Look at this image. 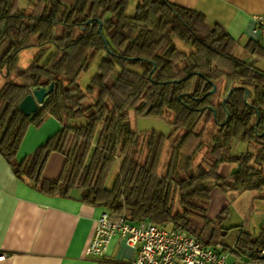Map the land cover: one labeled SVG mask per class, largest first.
<instances>
[{
	"label": "trees",
	"instance_id": "trees-1",
	"mask_svg": "<svg viewBox=\"0 0 264 264\" xmlns=\"http://www.w3.org/2000/svg\"><path fill=\"white\" fill-rule=\"evenodd\" d=\"M133 1L76 0L70 7L59 0H0V49L9 43L0 59L1 73L7 72L0 89V156L20 182L40 194L68 199L84 192L82 204L113 218L182 228L225 252L222 222L229 209L209 220L210 191L196 186L213 181L224 194L264 195V76L252 62L232 57L237 41L203 15L166 0H138L129 14ZM94 20L102 22L101 33L98 23L89 24ZM31 49L32 64L11 80L19 55ZM246 49L264 57L258 43L249 42ZM101 53L115 88L107 102L86 106L95 91L105 90L101 75L87 90L79 86ZM193 74L201 76L176 84ZM224 80L248 90L251 107L245 90H237L225 108L224 101L213 102L215 96L203 100ZM51 86L35 115L20 112L28 96ZM226 112L230 117L223 126ZM166 114L172 115L169 136L134 129V120ZM50 119L59 130L20 161L29 131ZM240 144L247 151L236 155ZM54 154L65 159L58 182L43 177ZM115 167L118 176L108 189ZM224 167L226 177L220 175ZM234 250L259 261L264 230L258 236L242 231Z\"/></svg>",
	"mask_w": 264,
	"mask_h": 264
},
{
	"label": "crops",
	"instance_id": "crops-1",
	"mask_svg": "<svg viewBox=\"0 0 264 264\" xmlns=\"http://www.w3.org/2000/svg\"><path fill=\"white\" fill-rule=\"evenodd\" d=\"M59 1L70 7L76 2ZM166 1L203 15L208 24L221 26L236 41L247 45L249 42L258 43L264 49V40L254 34L253 21L255 17L264 18V0ZM49 121L56 134L58 123L51 119ZM27 140L19 153L20 161L44 144L39 143L41 139L31 143H27ZM64 165L62 156L52 155L43 177L58 182ZM223 170L220 175L226 177L229 168L224 167ZM83 195L84 192H78L73 193L71 198L60 199L40 194L28 184L20 182L0 156V264H21L24 259H32L39 264H98L101 259L91 256L89 249L104 210L82 204ZM234 244L231 249L234 258L229 259L228 264H264V260L255 261L253 254L248 257L238 253L234 250ZM220 249L217 250L225 253ZM136 255L135 250L116 238L110 246L108 259L114 264H130Z\"/></svg>",
	"mask_w": 264,
	"mask_h": 264
},
{
	"label": "rangeland",
	"instance_id": "rangeland-1",
	"mask_svg": "<svg viewBox=\"0 0 264 264\" xmlns=\"http://www.w3.org/2000/svg\"><path fill=\"white\" fill-rule=\"evenodd\" d=\"M138 0H134L133 4L130 8L129 14L132 13V10L137 5ZM26 3L22 2V7H26ZM60 31L57 30V35H60ZM247 43L242 41H237V45L232 52V57L237 60L244 62H252L251 68L256 69L257 73L264 76V57L259 53H254L251 50L246 49ZM9 49V43H5L0 49V59ZM36 52L34 49L23 51L19 55L18 59V67L15 72H13L11 76V80H15V78L22 73L25 69H27L33 62L35 58ZM104 58V54H100L96 60L94 61L91 69L82 76L79 81V86L83 91L87 90L91 85L93 79L97 75H101L103 78V83L105 85V90H97L95 93L89 97L86 106H92L96 103L97 100L101 99L103 101L108 100V95L110 91L115 88V75L110 70H105L102 68V60ZM7 72L4 70L2 73L0 71V89L4 84V76ZM253 76V74L251 73ZM7 76V75H6ZM251 81L256 82L255 76L251 79ZM218 86V92L215 95L214 103L219 104L223 102L229 92L239 86L238 84H234L229 81H222ZM254 93V89L250 90ZM172 119V115L166 114L161 118H140L137 121H133L134 129H138L141 131H157L161 134L169 136L172 134L173 129L171 127L170 121ZM51 121L47 120L44 125L39 128H32L27 135V143L34 142L36 139H41L39 142L43 144L46 142L51 135L54 134L52 131ZM53 132V134L51 133ZM26 140V139H25ZM28 144L27 147H29ZM247 151L246 147H243L240 144L235 150V154L239 155L245 153ZM204 153H201L198 157V161L202 159ZM224 169V168H223ZM238 170V166H234L230 168L231 173L236 172ZM224 171V170H223ZM222 173V172H221ZM118 176V168H113L112 172L109 173L106 180V188L111 189L115 183V180ZM197 189L203 190L208 189L210 191V204L208 208L207 217L211 221H217V219L221 216L225 209H229V212L225 216V220L222 222L223 229L227 232L226 238L222 240V244L225 247H228V251L225 253L228 255V260L233 259L234 256L231 254V249L233 248L234 242L238 239L242 231L258 236L262 230H264V192L262 198H259L258 192H246L244 194L238 195L237 193L230 192L228 194H224L217 187L214 186L213 181L200 182L197 186ZM221 248V247H220ZM223 250V249H220Z\"/></svg>",
	"mask_w": 264,
	"mask_h": 264
},
{
	"label": "built area",
	"instance_id": "built-area-1",
	"mask_svg": "<svg viewBox=\"0 0 264 264\" xmlns=\"http://www.w3.org/2000/svg\"><path fill=\"white\" fill-rule=\"evenodd\" d=\"M253 21L254 34L264 40V18L255 17ZM116 238L137 252L130 264H228L226 253L194 239L185 229L172 225H133L125 215L113 218L107 212L98 220L89 249L91 256L101 259L98 264H114L108 259V252Z\"/></svg>",
	"mask_w": 264,
	"mask_h": 264
},
{
	"label": "water",
	"instance_id": "water-1",
	"mask_svg": "<svg viewBox=\"0 0 264 264\" xmlns=\"http://www.w3.org/2000/svg\"><path fill=\"white\" fill-rule=\"evenodd\" d=\"M93 23H98L100 25V33H101L102 32V22L99 20H94V21L89 22V24H93ZM155 70H156V68L154 69V71ZM195 76L200 77L201 75L200 74H193V75H191V76H189V77H187L181 81L176 82V84H183V83L187 82L188 80H190L191 77H195ZM212 87H213V91L211 93H209L207 96H205L203 98V100H205L207 97H213L217 94V92H218L217 86L212 85ZM53 90H54V87L51 86L48 90L40 89V90L33 92L30 96H28L20 104V106H19L20 112L23 115H25L26 117H30L31 115H35L39 111L40 107L44 104L45 99L52 94ZM237 90H245L246 96H245L244 101L248 105V107H251L250 104L248 103L250 92L244 88H237V89H233L229 92L227 98L223 102L224 108L226 107V104L229 102V100L232 98L233 94ZM214 113H215V117H216V112L214 111ZM226 117L227 118H226V121H225L223 126H225L229 121L230 115L228 112H226ZM258 117H259V115H258ZM261 137H263V136H261ZM248 257H250V255ZM260 260H264V254L260 256Z\"/></svg>",
	"mask_w": 264,
	"mask_h": 264
},
{
	"label": "bare ground",
	"instance_id": "bare-ground-1",
	"mask_svg": "<svg viewBox=\"0 0 264 264\" xmlns=\"http://www.w3.org/2000/svg\"><path fill=\"white\" fill-rule=\"evenodd\" d=\"M21 264H39V263L32 259L31 260L24 259L22 260Z\"/></svg>",
	"mask_w": 264,
	"mask_h": 264
}]
</instances>
